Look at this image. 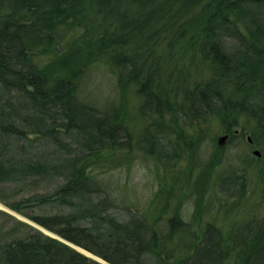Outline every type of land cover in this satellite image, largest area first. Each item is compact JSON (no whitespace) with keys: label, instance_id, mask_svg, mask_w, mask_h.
Here are the masks:
<instances>
[{"label":"trees","instance_id":"16d2710c","mask_svg":"<svg viewBox=\"0 0 264 264\" xmlns=\"http://www.w3.org/2000/svg\"><path fill=\"white\" fill-rule=\"evenodd\" d=\"M0 203L110 264H264V0H0ZM35 224L0 208V264H104Z\"/></svg>","mask_w":264,"mask_h":264},{"label":"rangeland","instance_id":"374dc122","mask_svg":"<svg viewBox=\"0 0 264 264\" xmlns=\"http://www.w3.org/2000/svg\"><path fill=\"white\" fill-rule=\"evenodd\" d=\"M99 70H100V77L96 76L97 78H94L95 81H93L92 83L93 84L96 83V85L99 86L103 91L111 93L110 91L111 90L114 91V88H112V85H111L112 80L110 79V73L106 69H99ZM132 102L133 100L129 102V104H132ZM137 130L138 129H136V131ZM207 131L208 133L203 136V142H202V148L206 150V152L208 149H211V134L213 135V133H215L217 137V142H218V137L220 135L224 134L226 137L225 133L218 131V128L216 125H213L212 128ZM224 140L222 141V143L224 142ZM133 148L134 149H131L128 153L126 152L124 153L122 165H119L115 168L108 170L107 173H105V175H108V176L114 175L118 177L120 183L122 184V189H123L122 192H125V193L127 192L128 194L126 197L128 198V195H129L130 200L136 203L137 207H140L139 205L145 202L148 199L151 192L155 189L156 184H157V178H158L156 177V173L160 172V169L155 168V164L152 158L142 154L140 151H138V149H136L137 148L136 146H134ZM236 150L237 148H235L234 145H227L224 150V153L225 155L232 158L235 155ZM205 154L206 153H202L201 156L204 158ZM248 176L249 178L246 180V196L240 199L238 204H239V207L243 208V210L247 213V216L250 217L252 214H254L255 216L259 215L262 207L256 200L253 199L254 196L252 197V195L250 194L248 190V188L251 185L252 179H253V174L249 172ZM110 181L111 182L113 181V176L110 177ZM252 186H253V182H252ZM190 203H191V200L187 198V201L185 202V205H184V209L186 208L187 211H189L190 209V206H189ZM2 205L5 206L4 204ZM21 218L24 219L23 217ZM24 220L33 224V222L30 220H27V219H24ZM41 229L45 231V229L43 228ZM45 232L51 235L55 234L53 232H50L49 230ZM71 246L75 247L77 250L81 251L82 253L86 255H89L95 259L100 260L99 258H97L96 256L92 254L85 253L84 251H82V248H80L77 245L72 244Z\"/></svg>","mask_w":264,"mask_h":264},{"label":"water","instance_id":"95a60500","mask_svg":"<svg viewBox=\"0 0 264 264\" xmlns=\"http://www.w3.org/2000/svg\"><path fill=\"white\" fill-rule=\"evenodd\" d=\"M224 137H225V135L223 134V135H220L219 137H218V141L220 142V141H222L223 139H224ZM246 139L247 140H250V137L248 136V135H246ZM252 152L253 153H255V154H258L259 152H258V150L256 149V148H254L253 150H252ZM0 208H2V209H6L7 211H9V212H11V213H13V214H16L18 217H22V216H20L19 214H17L16 212H14L13 210H11V209H9V208H7V207H5V206H3L2 204H0ZM45 231H47V230H45ZM53 235H55V234H53ZM107 263V262H106ZM107 264H109V263H107Z\"/></svg>","mask_w":264,"mask_h":264},{"label":"bare ground","instance_id":"6f19581e","mask_svg":"<svg viewBox=\"0 0 264 264\" xmlns=\"http://www.w3.org/2000/svg\"><path fill=\"white\" fill-rule=\"evenodd\" d=\"M225 138V137H224ZM224 140V139H223ZM222 140V141H223ZM221 141V142H222ZM249 141V140H248ZM219 142V141H218ZM24 218V217H23ZM24 219H26V218H24ZM28 220V219H27ZM33 224H35V223H33ZM35 225H37V224H35ZM37 226H39V225H37ZM41 227V226H40ZM39 227V228H40ZM41 228H43V227H41ZM43 229H45V228H43ZM45 230H47V229H45ZM48 231V230H47ZM51 232V231H50ZM56 237H58V238H60V239H62L63 241H65V242H67L68 244H70V245H72V243H70V242H68V241H66L65 239H63V238H61V237H59L58 235H55ZM81 248V247H80ZM82 251H84L85 253H88V254H92L91 252H89V251H87V250H83V248H82ZM92 255H94V254H92ZM95 256V255H94ZM97 257V256H96ZM97 258H99V257H97ZM100 260H101V262H103V263H105V264H107V263H109V262H107V261H105V260H103V259H101V258H99ZM98 260V259H97ZM99 260V261H100ZM103 260V261H102ZM107 262V263H106ZM110 264V263H109Z\"/></svg>","mask_w":264,"mask_h":264}]
</instances>
